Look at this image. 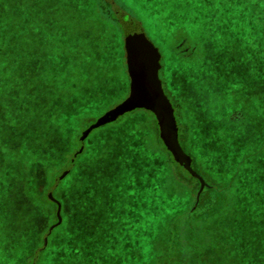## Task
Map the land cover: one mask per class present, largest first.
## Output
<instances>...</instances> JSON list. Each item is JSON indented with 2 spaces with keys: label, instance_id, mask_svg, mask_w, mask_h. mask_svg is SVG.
<instances>
[{
  "label": "rangeland",
  "instance_id": "1",
  "mask_svg": "<svg viewBox=\"0 0 264 264\" xmlns=\"http://www.w3.org/2000/svg\"><path fill=\"white\" fill-rule=\"evenodd\" d=\"M17 1L20 4L25 2L24 13L8 6L7 11L0 15V19L13 20L12 26H1L0 22V48L3 47L0 54V126L6 141L13 142L19 136L24 144L19 149L8 150L0 158V229L13 226L16 213L27 208L30 197L44 192L58 177L57 195L51 192L61 203L62 218L59 223H52L54 208L50 204L44 205L47 214L43 232L45 246L47 228L57 223L53 230L57 228L56 232L62 235L65 228V224L62 225V210L63 205H67L65 192L72 191L73 187L74 193L81 191L84 168L98 153L103 152L105 145L100 141L104 142L106 135H109V142L114 139L115 146L121 151L116 161L117 175L115 179L114 174L111 175L107 185L100 182L91 187L93 192L99 188L107 199L103 201L104 208L99 214L90 209L91 214L97 216L96 224L78 229V234L95 241V246L106 245L102 253L94 255L97 264H118V261L123 264L128 255L110 253L113 252L111 246L121 241L119 236H112L118 230L114 226L121 223L118 219L125 218V208L132 204L127 197L128 192L132 193L134 202L138 199L141 209V218L133 229L134 240L129 242L138 250L136 260L147 255L150 237L159 234L173 215L188 211L196 202L193 196L197 193V173L200 176L201 173L207 174L214 185L224 183L233 174L235 178L241 175V183H236L240 186L245 184V188L250 190V197L255 199L251 200L255 208L250 209L258 211V202H264V90L260 87L264 88V77L258 78L263 73L252 63V55L232 58L240 56L236 39L234 41L230 35L219 38L213 25L208 24L207 0H111L116 3L114 8L109 0L103 1V6L101 0H0V3L13 5ZM49 5L52 11L50 8L47 10ZM215 14L212 21L216 17L228 16L221 10ZM230 16L233 17V14ZM131 17L134 22L140 23L162 54L160 77L165 93L177 112L180 144L191 157L193 172L186 167L187 161L177 159V154L167 148L155 115L143 108H136L113 122L93 129L84 138L86 130L100 116L130 93L122 23ZM38 18L44 21L39 26L36 25L40 21ZM248 29L249 33L254 31L255 36L260 33L252 26ZM209 36L214 41V48L209 53L214 56L213 61H204L209 53H202L201 50ZM99 40L114 49L113 60L107 63L112 68L117 66L120 79L113 85L118 87L111 90L109 98L90 102V106L91 96L101 94L92 92L95 79L100 74L95 70L97 65L94 60V44ZM248 40L247 48L254 50L255 45ZM28 46L33 49L31 54L27 52ZM62 54L68 59L61 61ZM38 58L43 62L34 70L33 66L41 62ZM17 60L18 65L25 62L26 66L20 65L15 70L12 62ZM245 67L247 71H243ZM41 82L50 85V89H37ZM203 97L208 98L207 102L202 101ZM51 103L54 107L59 106L55 113L64 111L60 119L65 131L60 140V155L50 164L44 157L49 152L45 148L47 141H43L44 147L37 154L32 151L31 141L25 138L24 132L17 130L14 136L10 130L20 124L18 115L25 116L23 126L27 127L25 108L29 109L28 114L37 112L47 121ZM83 103L88 105H85L82 116L73 115ZM88 116L90 118H85ZM138 117L142 125L145 124L146 132L139 128V123L136 124ZM55 120L57 125L56 117ZM112 145L107 146L109 157L117 153L110 151ZM71 157L72 161L75 158L74 162L71 161L73 168L68 167ZM39 163L40 166H37ZM203 176L207 182L208 178ZM136 182L139 186L137 191L129 188V183ZM212 183L203 185L213 186ZM85 190L82 188L81 191V205L89 198V190L87 197ZM49 192H46L48 198ZM257 192L261 195L257 196ZM22 195L27 203L21 202ZM57 210L58 206L56 214ZM259 210L264 212V204L259 203ZM101 213H104L106 222L101 221ZM132 222L134 228L135 218ZM104 223L109 226L104 227ZM122 235L120 237L124 240L125 235Z\"/></svg>",
  "mask_w": 264,
  "mask_h": 264
},
{
  "label": "trees",
  "instance_id": "2",
  "mask_svg": "<svg viewBox=\"0 0 264 264\" xmlns=\"http://www.w3.org/2000/svg\"><path fill=\"white\" fill-rule=\"evenodd\" d=\"M103 1L105 2V0H101V5ZM109 4L112 8L116 7V3L113 1L111 2V0H109ZM24 5L25 2L20 4L18 1L16 4L14 2L13 5L5 2L0 3V15L2 16L3 12L7 11L6 8L8 6L10 8L14 7L17 12L20 11L24 13L22 11ZM49 8L50 5L47 7V10H49ZM219 10L228 16H225L221 19L216 17L212 21L213 15L215 13L218 14ZM50 11H52V8H50ZM207 14L210 18L208 24L211 23L213 25L214 31L219 33V38L223 39L224 36L230 35L234 38V41L236 39V45H238L237 50L240 52V56H233L232 58H245L248 54L252 55V63L256 65V69L259 72L263 73V75H258V78L264 77V0H207ZM232 14L233 17L230 16ZM39 17L42 18V16ZM7 19H0L1 26L3 24L12 26L13 20L9 18ZM125 20L122 23L123 30L125 28ZM43 23L44 21L41 22L40 19L36 25L39 26ZM251 26L252 29L259 31L260 33L256 36L254 35V31L249 33L248 28ZM247 40L250 44L255 45L254 50H249L247 48ZM213 43L214 41L212 36H209L207 43L202 46V53H209L214 48ZM31 48L32 47L29 46L27 47V52L29 54H31L33 51ZM94 48V60L95 64L97 65L95 70L100 74L95 79L92 92H100L101 94H95L91 96L90 101L88 102L90 106L91 103H96L101 99L109 98L111 90L114 87H118V85H113L120 79V73L117 71V66L112 68V65L107 63V61L113 60V55L115 52L114 49L111 46L109 47L102 40L97 41L96 45L94 44ZM1 50H3V47L0 48V54L2 52ZM58 55L59 53L56 55L57 58ZM213 56V54L209 53L208 58H206L204 61H213ZM65 59H68V57H63L62 54L61 61ZM18 60L12 62L14 64H12V66H15V70L21 66L24 67L27 64L25 62H21V64L18 65ZM38 60L40 59L38 58ZM29 61L30 59L28 62ZM42 62L43 61H41L40 64L37 63L36 66H33V69L35 70L39 65L41 66ZM214 64L217 69L215 62ZM28 65H30V62ZM28 67L30 68V66ZM41 87L47 91L51 86L43 85L41 82L37 85V89L41 90ZM260 87L264 90L262 86ZM18 89L19 88L17 87V90ZM207 99V97H203L202 101L207 102ZM88 103H83V105L77 107L73 115L76 113L82 116L84 107L85 105H88ZM203 107L204 106H202V108ZM50 108L51 110L47 115V122H49L47 124L49 128V134L45 139V141H47L45 148L48 149L47 151L49 152L45 153L44 157H46L48 162L51 164L58 159L59 150H61L62 147L60 140L63 139L65 130L61 126L60 119L61 116L64 115V111L55 113L59 106L56 105V107H54L52 103ZM175 113H177L176 110ZM139 114L141 113L139 112ZM53 116L54 118L52 119L51 117ZM55 117L58 119V123L56 122L57 125L55 124ZM50 118L52 120H50ZM85 118H90V116ZM138 123L139 128L146 132L145 124L142 125L139 117L137 118L136 124ZM187 127L189 130V125H187ZM183 129L187 132V128L185 126ZM115 134L116 133L113 131L112 135H114V138ZM88 136L89 134H86L84 138ZM108 139L109 135H106L104 142L100 141V143L105 145L103 153L107 155L109 154V147L107 146L111 143L113 144L112 147L115 146V142L113 141L114 139H112V142H109ZM101 153L102 152L98 153L96 157L100 156ZM120 155L121 151L110 157L112 167L110 168L109 174L104 176H98L96 174L92 164L94 159L90 160L87 167L84 168V178L81 183L82 188H86L85 197L88 196L86 193L91 187L97 185L100 182L103 185H107L111 175L113 174L115 179L117 175L116 161L119 159ZM72 158L73 157H71L68 165L69 168H73L72 165L74 166L72 162L75 161V158L74 161H72ZM37 166H40V163L37 164ZM113 167L115 168V171L113 170ZM203 174L208 178L207 182L212 183V179L205 173H201V176H203ZM195 180H197L195 190L198 195L196 193L193 198L194 200L197 199L196 202L193 203L188 211L173 215L168 220L167 225L160 229L159 234L155 235L154 238L150 237L148 253L145 257L139 260H136L138 250L134 245L131 246L129 242L130 240H134L133 229L136 228L137 220L141 218V209L139 208L138 199L134 202L132 193L128 192L127 197L132 200V204L125 208V218L123 220L118 219V221L121 223L117 224V226L113 225L119 231L116 230L112 236H119L121 241H118L119 244L116 243L111 246L113 252L110 253H128L123 264H135V262L136 264H205L203 257L206 255V253L199 243L200 237L208 231L210 222L215 224L217 227L223 226L222 210H224L228 211L230 215L232 211H236L238 215L243 217L246 222V232L248 233V239L250 241L251 248H254V250H251V254L256 258L255 264H261V257L264 255V253H261L260 251L261 248H264V212L259 210V203L264 204V202H258V211H253L250 209L255 208L251 202V200L255 199L250 197V194L248 193L250 190L245 188V184L242 186L238 184L241 183V175H237L235 178V175L233 174L220 185H214L213 183V186L205 185L200 194L199 191L201 182L199 179ZM204 181L207 183L206 179ZM58 183L59 179L57 177L56 180L48 186V189L44 190V192L32 195V197H30V203H27V208H25L24 211L16 213L17 215L14 218V225H9L3 230L2 228L0 229V264H97L94 255L96 253H102L106 245L95 246V241L82 238V233L78 234V229H82V227H93L97 222V216H93L90 210V214L85 216L82 214L81 209H79L82 203V188H80L81 191L77 190V193H74V187L72 188V191L65 192V201H67V205H63L62 210V225L65 224L63 234L61 235L56 232L57 228L54 230L52 229L51 231L50 228H47L46 232L48 231V235L46 238L50 235L52 236L51 238H47L46 246L44 244L43 232L45 230L44 223L47 215L44 207L45 204H50L54 208V220H52V223H55L59 220L55 211L57 203L48 198L46 192L48 190L54 191V195L55 192L57 195L56 189L58 188ZM237 185H239V187ZM132 187L137 191V188L139 187L138 183H129V188ZM192 190L194 189L192 188ZM256 195L260 196L261 194L257 192ZM84 201L85 199L83 202ZM78 209L79 213H77ZM103 214L101 213L102 216H100L101 221H105ZM131 216L132 218L130 219ZM134 218L135 222L133 228L132 220ZM12 222L13 220L10 223ZM49 223L50 221H48V227ZM108 223H104V227L109 226ZM122 234L125 235L124 240H122L120 237ZM149 235L151 236V233ZM116 239L117 238L114 240ZM206 246L207 245H205V247ZM254 251L256 253H254ZM224 253L225 254L223 255H213L211 264H247V259L240 256L239 252L236 253V256H232V254L228 252L227 247H225ZM80 257H82V259L79 260ZM117 263L122 264L121 261H118Z\"/></svg>",
  "mask_w": 264,
  "mask_h": 264
},
{
  "label": "water",
  "instance_id": "3",
  "mask_svg": "<svg viewBox=\"0 0 264 264\" xmlns=\"http://www.w3.org/2000/svg\"><path fill=\"white\" fill-rule=\"evenodd\" d=\"M125 49L126 62L130 77V93L126 99L115 107L108 110L93 123L84 134L90 133L93 129L104 124L113 122L127 112H131L136 108H143L151 111L156 119L165 140L166 146L171 152L177 154L176 158L187 161V168L193 172L191 168V157L183 150L179 139V125L175 108L166 95L163 83L160 77V69L162 67V54L158 47L147 37L143 27L134 22L131 18L125 20ZM75 152H78L76 150ZM175 154V155H176ZM190 165V166H189ZM196 174L201 185L200 191L203 190L205 184L204 179ZM195 176V175H194ZM49 198L57 203L58 223L61 221V203L53 197L49 192ZM57 223L50 227V231ZM47 238H45L46 240Z\"/></svg>",
  "mask_w": 264,
  "mask_h": 264
},
{
  "label": "snow or ice",
  "instance_id": "4",
  "mask_svg": "<svg viewBox=\"0 0 264 264\" xmlns=\"http://www.w3.org/2000/svg\"><path fill=\"white\" fill-rule=\"evenodd\" d=\"M243 71H247L245 67ZM25 114H27L26 123L27 127H24L25 116L18 115L20 124H17L12 128L11 134L16 135L17 130L25 133V138L31 141V148L33 152L39 154V151L44 147L43 141L47 138L49 134V128L45 118L38 114L37 112L29 113V109H24ZM239 110H237V116H239ZM236 118V117H234ZM30 130V131H29ZM24 140L19 136L13 142H8L5 139V133L3 127L0 126V158H3L8 150L19 149L23 146ZM120 149L113 146L110 150L112 153L118 152ZM93 168L98 176H104L109 174L110 168L112 167V162L109 155L101 153L100 156L96 157L93 161ZM107 197L104 195L103 191L96 188L89 189L88 201L81 205L82 214L87 216L90 214L89 210L99 211L104 208L103 201ZM21 202L27 203L24 196H21ZM223 226L217 227L213 223H209L208 231L200 237L199 243L206 255L203 257L205 264H211V259L213 255H223L224 248L227 247L228 252L232 256L239 255L247 259V264H255V256L251 254V245L248 239V233L246 232V222L241 215H238L236 211H232L231 215L228 211L222 210ZM216 219V218H214ZM205 245H207L205 247ZM261 253H264V248H261ZM261 264H264V255L261 257Z\"/></svg>",
  "mask_w": 264,
  "mask_h": 264
}]
</instances>
